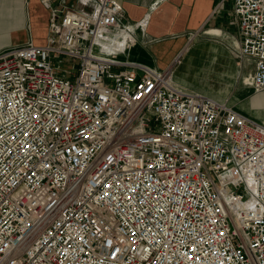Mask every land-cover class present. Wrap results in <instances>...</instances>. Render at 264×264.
<instances>
[{"label": "built area", "instance_id": "obj_1", "mask_svg": "<svg viewBox=\"0 0 264 264\" xmlns=\"http://www.w3.org/2000/svg\"><path fill=\"white\" fill-rule=\"evenodd\" d=\"M94 1L0 49V264H264V125L95 54L123 8ZM233 11L264 90V0Z\"/></svg>", "mask_w": 264, "mask_h": 264}, {"label": "crops", "instance_id": "obj_2", "mask_svg": "<svg viewBox=\"0 0 264 264\" xmlns=\"http://www.w3.org/2000/svg\"><path fill=\"white\" fill-rule=\"evenodd\" d=\"M118 25L93 45L97 55L136 62L156 70L171 67L178 55L203 78L198 91L264 125V90L254 91L241 79L253 60L237 56L240 43L233 0H117ZM0 0V49L31 40L43 45L49 35V10L91 12L94 0ZM192 36V39L190 38ZM72 60L59 61L60 74L74 77ZM196 73V72H195ZM173 83H182L172 70ZM185 89V88H184Z\"/></svg>", "mask_w": 264, "mask_h": 264}, {"label": "rangeland", "instance_id": "obj_3", "mask_svg": "<svg viewBox=\"0 0 264 264\" xmlns=\"http://www.w3.org/2000/svg\"><path fill=\"white\" fill-rule=\"evenodd\" d=\"M190 38L192 39V36ZM72 62H73L72 64H74V72H76L77 61L72 60ZM171 68L173 71L175 68V74L178 78V81H180V83H182V85H183V86H181L182 88H185L187 90H193V89H196L198 91L203 90L201 88V86L203 85L204 81H203V78L201 76V73L195 67H191V66L185 64L183 62L182 56L178 55V57L175 58ZM68 77L71 78L70 75H68ZM246 77H247V75L241 79V82L244 85L250 87L244 81Z\"/></svg>", "mask_w": 264, "mask_h": 264}, {"label": "bare ground", "instance_id": "obj_4", "mask_svg": "<svg viewBox=\"0 0 264 264\" xmlns=\"http://www.w3.org/2000/svg\"><path fill=\"white\" fill-rule=\"evenodd\" d=\"M245 81V80H244Z\"/></svg>", "mask_w": 264, "mask_h": 264}]
</instances>
